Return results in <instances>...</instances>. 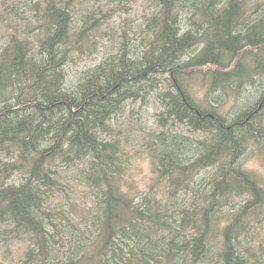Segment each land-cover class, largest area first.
I'll list each match as a JSON object with an SVG mask.
<instances>
[{
    "label": "trees",
    "instance_id": "obj_1",
    "mask_svg": "<svg viewBox=\"0 0 264 264\" xmlns=\"http://www.w3.org/2000/svg\"><path fill=\"white\" fill-rule=\"evenodd\" d=\"M76 1L3 13L24 26L0 44V243L23 248L0 264H264V177L241 162L264 156V91L232 119L216 101L264 74V0H148L150 14L116 30L114 54L74 72L109 34L107 14L78 17ZM149 95L167 131L124 134L113 120ZM129 140L159 188L127 176Z\"/></svg>",
    "mask_w": 264,
    "mask_h": 264
},
{
    "label": "rangeland",
    "instance_id": "obj_2",
    "mask_svg": "<svg viewBox=\"0 0 264 264\" xmlns=\"http://www.w3.org/2000/svg\"><path fill=\"white\" fill-rule=\"evenodd\" d=\"M22 0H0V44L4 42L1 37L3 32L10 30L11 28L23 29V24L12 19L13 17H5L3 13L10 9V5ZM29 4H33L38 0H27ZM119 0H80L76 1L75 12L79 17L81 14L88 12V10L95 9L98 13L107 14V19L103 25L109 34L103 35L99 39L97 47L92 52H87L76 58L75 62H71L70 66L72 71L76 72L84 68L94 67L102 60L107 58L110 54H114L116 50V39L118 35L116 30L123 25L124 21L128 23H139L142 16L150 14L152 10L149 8L148 0H120L119 8L116 11H111V8L116 6ZM24 17H27L28 21H31L33 25L36 21L32 17L34 11L30 7H22L18 9ZM1 16L4 17L1 19ZM7 18V19H5ZM114 30V31H112ZM252 63V62H250ZM256 81L244 88L237 98L233 95L219 96L216 100L218 103V110L221 114L227 115L232 119L235 115H238L240 111L248 107L249 104L258 105L259 97L264 91V74H261ZM206 86L196 80L191 88V93L198 102H201L206 96ZM264 103V102H263ZM262 103H259V107L262 108ZM159 103L151 95L145 99L129 100L126 102V110L123 114L117 116L113 120V124L119 127L124 134L130 133V137L133 138L135 134H146L148 132H162L163 128L156 125V114L159 111ZM264 109V106H263ZM262 123L264 124V116L262 117ZM167 131V130H165ZM169 131L174 134H180L183 136H189L191 138L199 139L203 138V134L194 130H191L187 125L180 123L173 124ZM130 142V148L133 149L131 163L128 168L127 176L133 180L136 188L139 191H148L151 186L159 188L161 184H157V181L153 175V164L147 153L136 142V140ZM131 149V150H132ZM241 162L244 168L252 170L258 175L264 177V156L257 154L256 152L248 151L242 157ZM165 190V186L162 184L160 191ZM161 191V192H162ZM239 202H243L242 199H238ZM258 237L259 242L264 244V227L259 230ZM11 252H16L20 247L19 243H9L2 241L0 243V256L8 253V247ZM23 248V247H22ZM11 254V253H10Z\"/></svg>",
    "mask_w": 264,
    "mask_h": 264
},
{
    "label": "bare ground",
    "instance_id": "obj_3",
    "mask_svg": "<svg viewBox=\"0 0 264 264\" xmlns=\"http://www.w3.org/2000/svg\"><path fill=\"white\" fill-rule=\"evenodd\" d=\"M264 12V11H263ZM263 104V103H262ZM160 105V104H159ZM264 110V109H263ZM189 158V157H188ZM187 159V158H186ZM87 160V159H86Z\"/></svg>",
    "mask_w": 264,
    "mask_h": 264
}]
</instances>
